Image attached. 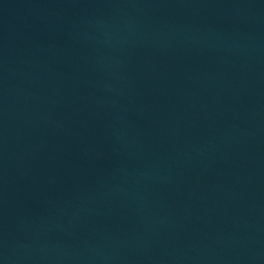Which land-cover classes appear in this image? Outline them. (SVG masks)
<instances>
[{"label": "water", "instance_id": "obj_1", "mask_svg": "<svg viewBox=\"0 0 264 264\" xmlns=\"http://www.w3.org/2000/svg\"><path fill=\"white\" fill-rule=\"evenodd\" d=\"M0 264H264V0H0Z\"/></svg>", "mask_w": 264, "mask_h": 264}]
</instances>
